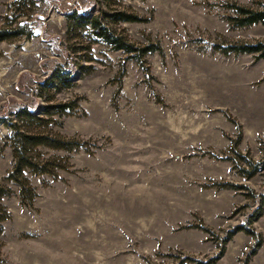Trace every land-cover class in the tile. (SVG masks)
I'll use <instances>...</instances> for the list:
<instances>
[{"label":"rangeland","instance_id":"rangeland-1","mask_svg":"<svg viewBox=\"0 0 264 264\" xmlns=\"http://www.w3.org/2000/svg\"><path fill=\"white\" fill-rule=\"evenodd\" d=\"M231 6L264 0H0V28L23 32L0 41V118L43 116L47 91L75 104L50 131L83 143L41 149L65 167L27 174L31 207L15 186L2 200L0 264H264V207L240 230L264 191V58L214 48L264 41V27L232 26ZM110 8L147 19L110 26L158 49L135 58L68 31L67 12ZM54 67L70 86L43 91ZM11 132L0 123V184Z\"/></svg>","mask_w":264,"mask_h":264},{"label":"trees","instance_id":"trees-1","mask_svg":"<svg viewBox=\"0 0 264 264\" xmlns=\"http://www.w3.org/2000/svg\"><path fill=\"white\" fill-rule=\"evenodd\" d=\"M107 6L112 7L116 0H102ZM234 8L236 16L230 18V24L234 27H245L260 24L264 27V8L250 9L243 6H231ZM100 16H86L78 10H71L66 13L67 28L81 40L88 43L102 40L112 46L115 50L131 53L133 57L153 53L158 48L153 44H148L140 48L133 46L121 33L112 28L110 24L144 22L147 19L136 14L125 12L119 9L110 8L109 11ZM18 31L5 30L0 28V41L6 40L11 36L23 33ZM222 55L251 54L255 59L264 58V41L251 43H232L226 46H214ZM70 86L67 76L60 71L59 67H54L46 83L41 84L43 91L46 88H58ZM44 92L42 97L44 106L41 109L43 116L35 114L32 107L27 105L18 106L9 112L11 117H1L0 123L11 129L8 138L9 147L12 153V169L4 177L5 184H0V235L3 232V223L10 218L6 207L2 204L4 198L15 194L12 186L16 187V195L19 203L25 207H31L37 193L30 184L27 174L33 176L47 175L52 179H57V170L64 169L65 165L55 155L43 157L41 149L52 151L73 152L82 148L83 143L74 138H65L53 133L52 125L55 123L53 116H64L74 110L75 104L72 102L55 103ZM40 96V95H39ZM61 159V158H60ZM256 167H253V171ZM247 173V172H246ZM7 182L9 184H7ZM260 203L250 215L240 230L250 232L248 228L251 223L256 221L262 213L264 207V191L259 196Z\"/></svg>","mask_w":264,"mask_h":264}]
</instances>
